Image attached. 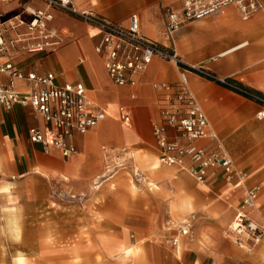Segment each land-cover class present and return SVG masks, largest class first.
Instances as JSON below:
<instances>
[{"label": "crops", "instance_id": "1", "mask_svg": "<svg viewBox=\"0 0 264 264\" xmlns=\"http://www.w3.org/2000/svg\"><path fill=\"white\" fill-rule=\"evenodd\" d=\"M261 1L264 4V0ZM26 3L30 2L13 0L1 7L0 12L6 18L22 13ZM182 3L183 0H75L78 10L91 11L112 21L126 22L133 13H137L142 34L163 46L175 47L177 55L185 65H201L219 78H234L264 93V8L244 18L239 8L231 5L221 13L182 24L173 33L172 39L167 40L166 9L171 7L180 10ZM31 5L37 7L41 4L32 2ZM53 25L67 27L72 36L52 52H18L16 63L19 68L26 73L40 75L53 72L58 84L83 82L91 102L105 110L108 115L86 134H75L72 142L78 153L65 157L57 148H46L31 141L30 128L43 127L45 124L42 116L32 108L16 105L11 110L0 109L2 191L17 178L31 175L34 177V191L39 192L40 196L43 182L53 179H60L64 184L82 191L101 172V153L107 157V147L103 145L107 136H111L116 143L125 142L136 146L138 140L129 136L128 126L132 125V113L136 114L138 111L151 115L153 134V126L160 120V99L174 90L173 87L180 77V66L177 63L155 57L149 68L139 76L136 85L118 86L109 78L104 58L95 50L99 40L96 28L74 15L62 12L56 14ZM188 76L189 87L205 111L211 130L223 143L235 168L246 175L245 185H261L256 206L249 210L250 216L255 221H260L264 217V119H259L257 115L262 109H259L256 102L214 80L195 73ZM0 78L7 81L2 74ZM17 84L23 88L25 82L18 80ZM163 84L172 86V89L160 86ZM121 107L130 115L129 123L120 118ZM110 119L121 121L124 126L111 122ZM155 143L159 160L160 149L156 140ZM200 143L213 145L208 138L202 139ZM240 143L242 158L258 160L250 169L258 168L256 178L259 180L253 184L252 181L256 179H251L253 173L240 168L236 163L238 155L234 144ZM160 165L174 169V179L180 176L185 183L188 181L186 176L194 179L180 168ZM160 165L156 162L152 169L156 170ZM207 182L209 187H217L220 198L228 207L234 209L233 222L243 188H237L231 193L219 173L212 175ZM173 208L177 210V205ZM177 214H180L179 210ZM169 222L171 220L167 224ZM165 229L169 231L168 227ZM176 236L177 234L171 237ZM184 237L179 236V243L174 247L179 259H182L180 253ZM256 245L247 248L238 246L251 251ZM259 253L262 254V250Z\"/></svg>", "mask_w": 264, "mask_h": 264}, {"label": "rangeland", "instance_id": "2", "mask_svg": "<svg viewBox=\"0 0 264 264\" xmlns=\"http://www.w3.org/2000/svg\"><path fill=\"white\" fill-rule=\"evenodd\" d=\"M152 123L149 113H132L136 146L107 136L101 172L82 191L53 179L40 196L33 175L0 189V264H264V240L251 251L235 243L234 209L217 187L186 175L187 183L174 179L176 171L160 165ZM234 147L237 165L255 179L258 168L250 169L258 160L242 158V143ZM190 215L194 237L183 238L179 259L168 240L182 236L179 224Z\"/></svg>", "mask_w": 264, "mask_h": 264}, {"label": "built area", "instance_id": "3", "mask_svg": "<svg viewBox=\"0 0 264 264\" xmlns=\"http://www.w3.org/2000/svg\"><path fill=\"white\" fill-rule=\"evenodd\" d=\"M12 1L0 0V8ZM27 1L30 3H26L22 13L6 18L0 12V74L7 78V81L0 78V109L11 110L16 105L32 108L45 124L30 128L31 141L46 148H57L65 157L78 153L72 142L75 134H86L107 117L105 110L91 102L83 82L58 84L53 72L26 73L16 63L18 52H52L72 36L67 27L53 25L58 12L74 15L97 29L99 40L95 50L104 58L106 73L118 86L136 85L155 57L174 61L180 66V77L174 90L160 99V120L153 126L160 149L159 163L180 168L200 183H206L214 174H222L231 193L243 188L230 233L241 247L258 244L264 237V217L255 221L249 210L256 206L261 185H245L246 175L235 168L223 143L211 130L205 111L189 87L188 75L195 73L232 91L236 85L201 65H185L175 47L163 46L146 37L141 32L137 13L126 22H117L91 11L78 10L75 0ZM32 2L41 5L33 6ZM231 5H236L244 18L264 8L261 0H183L180 10L166 9L165 38L171 40L182 24L221 13ZM18 80L25 82L23 88L18 86ZM160 86L172 89V86ZM253 99L264 103L260 96L255 95ZM257 116L264 119V106ZM120 118L124 122L131 121L123 107ZM204 138L213 145H202L200 141ZM134 175L141 176L138 169H134ZM194 219L191 215L180 222L179 235L194 237ZM168 242L176 247L179 239L169 238Z\"/></svg>", "mask_w": 264, "mask_h": 264}, {"label": "trees", "instance_id": "4", "mask_svg": "<svg viewBox=\"0 0 264 264\" xmlns=\"http://www.w3.org/2000/svg\"><path fill=\"white\" fill-rule=\"evenodd\" d=\"M182 66H184L182 64ZM230 82H233L236 85V88H232L235 92L249 98V99H253V97L256 96H260L262 98H264V93L253 89L249 86H246L245 84L235 80L234 78H229Z\"/></svg>", "mask_w": 264, "mask_h": 264}]
</instances>
